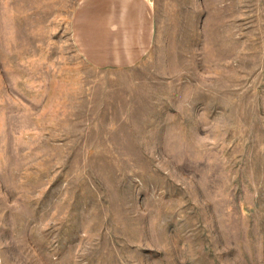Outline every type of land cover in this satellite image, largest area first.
<instances>
[{"label": "rangeland", "instance_id": "1", "mask_svg": "<svg viewBox=\"0 0 264 264\" xmlns=\"http://www.w3.org/2000/svg\"><path fill=\"white\" fill-rule=\"evenodd\" d=\"M80 0H0V264H264V0H155L99 68Z\"/></svg>", "mask_w": 264, "mask_h": 264}, {"label": "crops", "instance_id": "2", "mask_svg": "<svg viewBox=\"0 0 264 264\" xmlns=\"http://www.w3.org/2000/svg\"><path fill=\"white\" fill-rule=\"evenodd\" d=\"M155 0H80L72 16V40L99 68L140 62L155 40Z\"/></svg>", "mask_w": 264, "mask_h": 264}]
</instances>
